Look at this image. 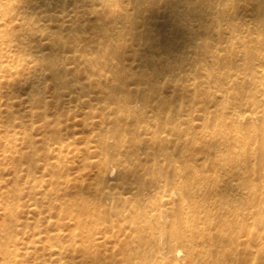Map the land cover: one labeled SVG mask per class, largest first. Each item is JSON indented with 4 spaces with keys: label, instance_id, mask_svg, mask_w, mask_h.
<instances>
[{
    "label": "bare ground",
    "instance_id": "bare-ground-1",
    "mask_svg": "<svg viewBox=\"0 0 264 264\" xmlns=\"http://www.w3.org/2000/svg\"><path fill=\"white\" fill-rule=\"evenodd\" d=\"M3 100L0 264H27L25 193L41 224L55 212L79 230L62 244L46 225L37 264L77 250L79 264H264V0H0ZM74 151L86 186L64 165ZM103 225L125 233L118 260L98 250ZM240 229L249 244L226 243Z\"/></svg>",
    "mask_w": 264,
    "mask_h": 264
},
{
    "label": "rangeland",
    "instance_id": "rangeland-1",
    "mask_svg": "<svg viewBox=\"0 0 264 264\" xmlns=\"http://www.w3.org/2000/svg\"><path fill=\"white\" fill-rule=\"evenodd\" d=\"M187 66V67H186ZM183 67L187 70L188 69V63L185 61L184 63H183ZM3 104V105H2ZM5 103H4V100H3V102H0V108H4V105ZM2 106V107H1ZM26 107L27 106H25V105H21V108L20 107H18L20 110H23L22 111V113H21V118H25V119H22V120H24V121H30V117L28 116V114L27 113H24L25 111V109H26ZM50 107V109H49V112L50 113H52V111L54 110L53 109V106H49ZM17 108V109H18ZM53 110H52V109ZM80 114V112H74V115H79ZM24 115V116H23ZM71 116L73 115V114H70ZM73 115V116H74ZM194 115H195V117L196 118H199V116H198V114H196V113H194ZM72 116V117H73ZM29 119V120H28ZM77 119H79V118H77ZM73 120V119H72ZM72 120L70 121V123H69V129L67 130V131H64L63 132V134H65V133H67V135H65V138H69L68 140H70V142L72 143V142H76V143H80V141L84 138V137H86L87 135H89L88 133H86V128H81L76 122L75 123H73L72 122ZM34 121H35V125H34V129H33V131H32V133L34 134V135H36V139H40L41 137H39V135L41 136V134H43V132H44V129H43V127L41 126V122L39 121V119L38 118H35L34 119ZM37 121V122H36ZM29 123V122H28ZM41 127V128H40ZM41 131H43V132H41ZM74 131V132H73ZM41 132V133H40ZM73 132V133H72ZM80 132V133H79ZM70 134V135H69ZM86 135V136H85ZM67 136V137H66ZM68 140H66V141H68ZM40 146L42 145V144H39ZM43 146V145H42ZM81 146V147H80ZM76 147H79V148H82L83 147V145L82 144H77V145H73L72 147H71V149L72 150H75V148ZM1 140H0V154H2V152H3V149H2V151H1ZM72 154H73V156H76V157H73L72 156ZM72 154H70V158H69V160L68 161H66V164H64V165H66L68 168H69V172H70V174H73V175H71V177L72 178H77V177H79L80 175H86L85 177H84V179H85V186L87 185V183L88 182H90V180H91V178H88V177H91V175H93V173H94V169L93 170H91V169H89V168H84L83 167V165H82V163H80V160L79 159H77V156H81V154H80V152H78V151H74V152H72ZM0 156H2L0 159H2L4 156H3V154L2 155H0ZM79 156V157H80ZM73 158V159H72ZM72 159V160H71ZM5 161H6V163H8L9 162V160L8 159H5ZM8 161V162H7ZM75 162V163H74ZM77 162V163H76ZM42 163V162H41ZM8 167H10V166H8ZM7 166L5 167V172H4V174H5V178L3 179V180H0L1 182H0V188H3L4 190L7 188V190L8 189H11L12 187H11V185H13L12 183H10V180H11V182H12V175H11V173H12V168L10 169V168H8ZM78 168V169H77ZM10 169V170H9ZM7 170V171H6ZM42 171V170H41ZM210 173H212V172H210ZM37 175H38V173H37ZM39 175H41V172H39ZM8 176H9V178H8ZM255 178H258V176L256 175L255 176ZM45 180L46 179H48L47 177H45L44 178ZM4 180H6V181H4ZM8 180H9V182H8ZM8 182V183H7ZM22 184H21V186L24 184V178L20 181ZM259 183H260V181H258V179H257V181H255V184H258L259 185ZM6 185V186H5ZM10 185V186H9ZM6 187V188H5ZM11 187V188H10ZM23 187V186H22ZM71 188V187H70ZM69 188V189H70ZM2 189V190H3ZM1 189H0V191H2ZM70 192H71V194H73L71 197H72V199L74 198V194H75V192H76V189H74V188H71L70 189ZM25 193V192H24ZM83 193H89V190L86 188V187H84V191H83ZM24 199H22L21 200V202H20V217L21 218H23L22 220H24V221H28V227L26 228V227H24V229H21L20 231H19V234L20 235H18L19 236V242H20V247L23 249H26V251L28 252V254H24L23 253V256L21 257V259L24 261V262H26L27 264H37V263H39V261L37 260V258H36V256H34L33 254H31V250H32V247L34 246V244H37L39 247L42 245V244H44V242H39V240L40 241H43L44 239H45V237L47 236V234H48V232L46 233V231H48L49 230V232H53V233H56V232H58L61 236V238L62 239H60L59 241L62 243V244H71L72 242H73V240H75V238H74V233H78L79 232V230H77V231H75V228L73 227V221L70 219V217L68 218V217H62L61 216V218H60V226L59 227H57V225L55 226V222L57 221V217L55 216V212H53L52 213V215L51 216H53L51 219H49V222H47V223H45V225L43 224H41V222H40V220L41 219H43V217L46 215V214H43L44 216H42V218H41V216L39 217V216H37L35 213L33 214V213H31L28 209L29 208H27V205H29L28 204V201L26 200L27 198H26V193L22 196ZM197 199H199V198H197ZM201 199V198H200ZM23 200H25V202H27V203H24L23 204ZM253 200V199H252ZM23 201V202H22ZM22 205V206H21ZM201 209H203V208H200V210ZM1 207H0V222L2 221V213H1ZM26 211V212H25ZM28 212V213H27ZM203 214V213H202ZM124 215L126 216L127 215V213L125 212L124 213ZM36 218H39L40 220H37ZM113 220H115V217H111ZM35 220H36V224H35ZM116 220H117V218H116ZM39 221V222H38ZM69 221V222H68ZM48 223H50L51 225H49ZM54 223V224H53ZM125 223V222H124ZM124 223H122L123 225H124V227H122V224H119V225H121V229H123V228H125L126 230H124L123 229V231L127 234L128 232H130L129 230H130V225L128 224V221L124 224ZM38 224L40 225V226H38ZM231 224H235L234 222L233 223H231ZM35 225V226H34ZM48 226V230H46L47 229V226ZM62 225V226H61ZM71 225V226H70ZM119 225H118V227H119ZM127 225H129V226H127ZM37 226V227H36ZM50 226H51V228H50ZM108 226V225H107ZM127 226V227H126ZM40 227V228H39ZM46 227V228H45ZM118 227H117V229H118ZM160 227H163V226H160V225H156V229H158L157 231H159V229H160ZM39 229V230H38ZM117 229H115V230H113V232L111 231V229L109 228V227H106V226H101L100 227V230L98 231V233L96 234V236L95 237H98V238H103V237H106L107 239H106V242L105 241H102V239H101V244H99L98 245V250L102 253V255L104 256V257H107L108 259H112V260H118V259H120L121 257H122V255L120 254V252H119V248L118 247H115L114 245H115V241H117L118 240V238L119 239H122L123 238V235L125 234L124 232L123 233H121L118 237L115 235V236H112L114 233H116V230ZM215 229H212V233L213 234H215ZM244 232V231H243ZM242 232V229H240L239 231H236V233H234V234H232L231 235V238L233 239V243L232 242H226V243H231V244H249L248 242H249V239H248V237H247V235L245 236V233H243ZM40 233V234H39ZM53 233H51V234H53ZM42 239V240H41ZM77 240H79V238H76ZM196 241H199L200 242V240H196ZM201 243V242H200ZM225 243V244H226ZM22 245V246H21ZM163 245V244H162ZM239 250L241 251L242 250V246H240L239 247ZM218 255H217V254ZM73 254V256L75 257V259H74V262L76 263V264H79L80 263V259H81V253L77 250V251H75V252H73L72 253ZM213 256V257H212ZM211 256V260H216L217 258H218V256H219V258L218 259H221V253H218V252H216L215 251V253L213 254ZM26 260V261H25ZM37 260V261H36ZM40 260V259H39ZM166 261V263H168V264H187V262H188V259L186 260L185 259V261H183V262H175V261H172L171 259H166L165 260ZM191 260H189V262L188 263H190L191 264V262H190ZM36 262V263H35ZM200 264V262L201 261H197L196 259H193L192 260V264ZM205 262H203V264H204ZM208 262H206L205 264H207ZM211 263H213V262H211ZM211 263H208V264H211ZM226 263H230L228 260H226ZM241 263V261H238V262H231V264H240ZM201 264H202V262H201Z\"/></svg>",
    "mask_w": 264,
    "mask_h": 264
},
{
    "label": "clouds",
    "instance_id": "clouds-1",
    "mask_svg": "<svg viewBox=\"0 0 264 264\" xmlns=\"http://www.w3.org/2000/svg\"><path fill=\"white\" fill-rule=\"evenodd\" d=\"M84 147H85V148H91V145H87V144H86ZM85 163H91V161H88V160L85 158Z\"/></svg>",
    "mask_w": 264,
    "mask_h": 264
}]
</instances>
